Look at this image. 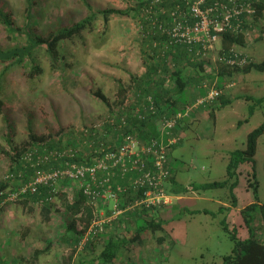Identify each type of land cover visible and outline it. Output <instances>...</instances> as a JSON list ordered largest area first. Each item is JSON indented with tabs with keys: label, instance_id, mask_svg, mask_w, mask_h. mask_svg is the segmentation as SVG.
<instances>
[{
	"label": "rangeland",
	"instance_id": "1",
	"mask_svg": "<svg viewBox=\"0 0 264 264\" xmlns=\"http://www.w3.org/2000/svg\"><path fill=\"white\" fill-rule=\"evenodd\" d=\"M140 1L154 2L0 0V8L11 14L17 27L25 30L28 26L27 32L31 30L43 36L83 19L90 13L89 8L92 11L129 10L127 15H111L106 28L97 15L90 27L64 41L56 68L50 66L44 48H38L32 58L40 72H33L29 78L30 67L25 62L10 66L0 79V182L9 181L4 191L12 190L15 182L13 178H6L11 166H15V155L22 154L31 145L43 141L62 148L73 146L89 154L88 137L92 135H82L80 128L102 119L125 103L128 96L134 101L145 94L149 84L142 78L144 61L150 64L154 60L158 65V58L166 55L169 70L175 68L177 60L172 54L178 52L177 46L159 40L156 46L152 45L153 50L147 46L142 49L144 40L152 37L155 30L151 24L154 19L149 20L144 12L147 7L140 9V15L136 12ZM26 43L24 34L9 36L0 24V50ZM235 50L255 63L263 61L264 21L248 31L246 47ZM180 57L177 64L184 67L182 76L187 86L183 93L177 92L172 81L165 88L169 91L167 96L172 94L184 104L212 84L216 86L213 70L218 62L216 49L203 59ZM199 61L203 63L201 73L192 68ZM2 68L0 64V72ZM232 82L234 86L228 90H224V85L219 88L223 90L222 98L182 120L187 123L180 125V141L167 154L171 181L167 179L163 183L165 193L173 199L167 206L155 209L156 216L152 215L164 222L163 229L154 233L144 231L140 242L119 255L113 264H220L221 258L233 248L231 235L239 239L248 235L238 209L257 200L264 210V133L257 139L253 162L239 166L238 183L232 196L226 187L205 190L199 187L225 180L228 153L244 149L247 134L264 123V72L236 75ZM96 89L107 98V104L92 95L91 90ZM150 94L155 96V92ZM92 139L95 141L101 136L95 134ZM75 191L77 185L73 182L57 186L49 201L48 221L41 210L43 204L31 199L2 207L0 264H73L84 249L76 250L77 243L70 241L65 232L67 218L62 211L60 192L70 198ZM25 200L28 202L23 203ZM137 212L129 211L125 219L133 220ZM260 213V208L252 213L251 227L257 232L255 236L264 241ZM100 238L94 239L93 250L83 252L84 258L98 255L103 245ZM159 238L163 241L158 242ZM44 248L48 249L32 260L34 251Z\"/></svg>",
	"mask_w": 264,
	"mask_h": 264
},
{
	"label": "built area",
	"instance_id": "2",
	"mask_svg": "<svg viewBox=\"0 0 264 264\" xmlns=\"http://www.w3.org/2000/svg\"><path fill=\"white\" fill-rule=\"evenodd\" d=\"M159 3L160 0H154L145 10L148 19H154L152 28L166 38L168 45L186 46L188 52L199 59L215 51L219 35L224 32L242 33L246 37L244 20L249 23V17L255 13L251 0H212L209 3L186 0L185 10L177 6L168 12L157 8ZM163 16L164 21L160 19ZM248 61L246 55L235 49L217 57V62L230 67H242ZM233 86L230 81L224 85V90ZM222 93L214 83L170 116L161 114L152 94L142 95V107L134 110L129 109L125 101L102 119L80 129L84 136L92 135L88 137L89 154L93 156L89 165L73 160L78 154L76 148H48L46 142L29 146L20 158L31 167L29 180L10 191H0V209L37 194L39 188H47L50 194H55L62 183H75L92 212L88 227L75 245L76 250H81L129 211L167 206L173 199L163 187L164 181L171 177L167 154L180 141L179 123L197 109L210 105ZM152 118L157 121L156 136L134 132L130 120L142 123ZM96 132L102 142L98 147L92 139ZM108 133L112 139L104 145L102 139ZM15 176L22 178L21 172L8 174L6 178Z\"/></svg>",
	"mask_w": 264,
	"mask_h": 264
},
{
	"label": "trees",
	"instance_id": "3",
	"mask_svg": "<svg viewBox=\"0 0 264 264\" xmlns=\"http://www.w3.org/2000/svg\"><path fill=\"white\" fill-rule=\"evenodd\" d=\"M185 1L186 0H161V3L157 4V8H163L166 12H168L172 9H176V7L179 6L180 10L183 11L185 10ZM211 1L212 0H207V3ZM251 2L255 10V13L254 15L249 17L250 20L249 23H246V18H245L243 31L246 30L251 31L254 28H256L262 21H264V0H251ZM149 3H151V1L149 2L142 1L141 3H139L138 8H136L137 9L136 12H139L140 15V11H141L140 9L148 7ZM30 7L31 4L29 3L28 8ZM89 10L90 13L87 14L83 19L74 23H70L69 25H66L64 28H60L55 32H50L43 36L40 34L35 35V33L33 34L31 30L30 32H27L29 31L28 26L25 28V30L20 29L15 25L11 14L4 12L0 8V24L4 27L5 32H7V34L12 37L15 35L20 36L24 34L26 36V42H27L22 47L15 46L11 49L0 50V64L3 65V68L1 69L0 72V79H2L5 76L10 66L11 67L21 66L25 62H27L30 67L28 70L29 78L32 77L33 72L36 73L40 72V68L37 66V64L34 62L32 58L33 51L38 48H44V51L47 53L49 57L50 66L52 68H56V65L60 60L59 57L60 45L64 41L76 35H79L83 30L90 27L91 22L95 19L97 15H99L102 18L103 25L106 28L108 19L111 15L123 16L129 13V10H120V9L118 10L113 8H105L96 11H92L89 8ZM160 19L164 21L165 17L164 16L160 17ZM145 27L147 26L145 25ZM152 33H153L152 37H148V39L144 40L142 49H144L147 46L148 49L153 50L152 49L153 43L158 42L159 40H163L165 42L167 41L166 38L162 36L160 33H157L156 31ZM245 47H246V37L242 33L224 32L219 35V39L216 43L217 57L228 53L229 50L231 49H235V48L243 49ZM176 48L178 52L172 54L174 60L175 58L177 60L175 62L176 64L175 68L169 70L166 60L164 59L166 58L165 55V57L162 56L161 58H158V65L154 62V60L150 64H147L146 61H144L146 66H145V73L142 76V78L144 77L146 78V82H148L149 84L147 85V88L144 91L145 94L146 92L147 94H150L151 92H155L154 98L157 109L161 110V114H166L169 116L179 111L186 104L191 103L193 100H195L194 98H196L197 96L203 94L199 92L197 96H195L194 98L192 97L188 98L187 99L188 102L182 105L177 104L176 103L177 100L173 101L170 95L167 96L169 91L163 86L164 84L166 85L167 82L172 81L174 84V88L177 89L178 93H183V90L187 85V80L182 76V71L184 67L182 66L180 67L177 63L179 58H181L180 55L188 58L191 57L192 54L188 52L186 46L181 45V46H177ZM179 52H181V54H179ZM192 68L196 69L198 73H201L203 71V63L199 61L196 64H192ZM252 71L264 72V60L258 63L249 60L247 64L243 65L242 67H238V66L230 67V66L222 65L221 63L218 62L216 68L213 70V75H214L213 77L216 80V87L220 88L223 85L227 84L228 82L232 81L234 76L245 75ZM153 74L157 76L154 77ZM140 81H145V80L140 79ZM161 86L163 87V90ZM123 92L124 91L122 90L120 91L121 96ZM91 93L95 98L107 104V98L102 94L100 90L98 89L91 90ZM220 98L222 97H219L218 99ZM167 104H169V106H166ZM163 105L166 107H164ZM154 119L155 118H152L142 123H137L136 121L131 120L130 124L133 126L134 132L139 135L144 133L143 134L144 136L147 135L156 136L157 133L155 130L152 131V129H150L149 131H146V129L144 128L147 123L149 124ZM181 123L182 121L179 123V130L181 128L180 127ZM109 133L107 134L106 138L102 139L104 145H107V142H109V139L111 138L110 137L111 135ZM263 133H264V123L247 134L244 149L242 150L235 149L228 153V162L225 167V173H226L225 180L221 182H212V183L200 185L199 186L200 189L205 190L210 188L226 187L229 189V192L231 194L233 189L236 187L238 183L237 170L239 166H241L244 163L253 162L257 139ZM95 134H99V133L96 132ZM100 144H102V142L99 139L94 141V146L98 147L100 146ZM46 146L48 148H62L59 145L51 146L49 145L48 142L46 143ZM68 147L74 148L73 146H68ZM24 152L25 151H23L22 154L15 155L16 159L15 161L13 160L15 166L12 165L9 171V174L21 172V176L22 174L25 175L21 179H18L17 176L14 177L15 182L14 184L11 185L12 189L16 188L22 183L27 182L31 174L29 170L31 169V167H28L27 165L23 164L20 160ZM92 157H93L92 154H84L78 150V154L73 158V160L80 164L89 165L92 162L91 161ZM13 168H18V170L16 171V169ZM41 168L48 169V167H41ZM8 186H9V181L5 180L0 182V191L6 190ZM49 191L50 190L47 188H39L37 194L26 198L29 200L31 199L35 203L43 204L41 210L44 213V217L46 221H48L47 217L51 212L49 201L51 197L55 195V194H50ZM60 196H61L62 211L67 218L65 232L68 235L70 241L77 243L80 236L83 234L84 230L88 227L91 221L92 212L90 208L87 206L86 199L81 192L75 191V193L70 198L66 197L64 193L60 192ZM232 200L234 204L235 200L233 198ZM27 202L28 200H25L23 203H27ZM256 208L261 209L260 214L262 217V227L264 234L263 206L260 205L257 200H254L250 204L244 206L239 211L242 221L245 225V228L247 229L248 235L242 239L237 238L235 235H231L230 239L233 241V248L229 255H225L221 258L220 264H264V241L260 240V238L255 236L257 232L254 231L251 227L253 223L252 213ZM154 210L155 209L142 210L140 212L138 211L137 213L133 214L132 216L133 220L131 218L125 219L128 217V214L125 215L121 220H119L116 223V225L113 226L111 225L110 227H107L106 232L100 236L102 238L103 245L96 257H91V258L83 257L84 254L83 252L93 250L94 247L96 246L95 240L94 241L92 240L88 244H86L85 247L81 249V250L84 249L83 252L79 254L77 259L75 258L76 260L73 262V264H113V262L119 257V255H123L125 251L128 252V250L132 245L138 244L140 242L141 234L144 231H149L154 233L157 229L160 230L163 229L164 222H162L160 219H155L154 217H152V215L156 216L154 214ZM162 241L163 238L158 239V242H162ZM46 249L48 248L34 251V253L32 254V260L37 258Z\"/></svg>",
	"mask_w": 264,
	"mask_h": 264
},
{
	"label": "crops",
	"instance_id": "4",
	"mask_svg": "<svg viewBox=\"0 0 264 264\" xmlns=\"http://www.w3.org/2000/svg\"><path fill=\"white\" fill-rule=\"evenodd\" d=\"M153 46H156V44L155 43H153ZM156 62V61H155ZM146 86H147V84H146ZM187 86V85H186ZM128 87H130V85H128ZM164 87H166V85H164ZM186 88V87H185ZM171 96V99L173 100V101H176L177 100V98H175V96L174 95H170ZM129 97H130V100H129ZM195 97V95H193L192 96V98H194ZM127 103H128V108L129 109H136V108H140V107H142V104H143V102H142V99H141V97L140 98H134V101H131V96H128L127 98H126V100H125ZM176 103L177 104H179V105H182L181 103H179L178 102V100L176 101ZM185 104V103H184ZM164 106V105H163ZM166 106H169V104H167ZM166 106H164V107H166ZM130 122H131V120H130ZM187 122L186 121H184V122H182V126L183 125H185ZM156 127H157V121H156V119H154L153 121H151L149 124L147 123L146 124V126L144 127L145 129H146V131H149L150 129H152V131L153 130H155L156 131ZM181 127V126H180ZM81 129V128H80ZM83 135V134H82ZM170 181H171V177H170V179H169ZM173 189V191H175L174 190V188H172ZM178 196V195H177ZM176 197V196H175ZM180 197H177V199H179ZM222 206H226L227 207V205H225V204H222ZM238 210H240V209H238Z\"/></svg>",
	"mask_w": 264,
	"mask_h": 264
}]
</instances>
